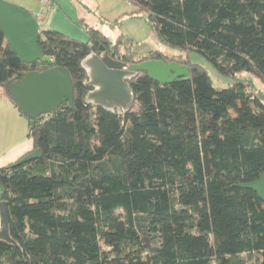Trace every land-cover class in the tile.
Listing matches in <instances>:
<instances>
[{
    "label": "trees",
    "instance_id": "trees-1",
    "mask_svg": "<svg viewBox=\"0 0 264 264\" xmlns=\"http://www.w3.org/2000/svg\"><path fill=\"white\" fill-rule=\"evenodd\" d=\"M161 51L135 62L103 32L41 31L43 58L21 62L0 29V87L27 121L31 150L0 168L14 245L0 264H264V202L240 185L264 173V0H126ZM103 48L126 64L175 62L189 78L138 73L124 114L86 103L81 61ZM193 53L232 80L215 89ZM65 68L72 106L25 117L7 92L19 74ZM39 150L40 157L19 164Z\"/></svg>",
    "mask_w": 264,
    "mask_h": 264
},
{
    "label": "water",
    "instance_id": "water-1",
    "mask_svg": "<svg viewBox=\"0 0 264 264\" xmlns=\"http://www.w3.org/2000/svg\"><path fill=\"white\" fill-rule=\"evenodd\" d=\"M0 29L21 62L32 63L43 58L38 45L39 27L31 12L0 0ZM80 65L87 76L86 85L91 89L86 94V103L119 115L126 113L134 102V95L127 81L138 73H145L161 84L189 78L187 67L175 62L150 60L126 64L112 59L105 51L89 54ZM6 90L21 113L30 119L48 115L62 106H72V81L68 71L61 67L19 74ZM39 157L40 152L36 150L18 163H26ZM240 187L252 190L264 202V173L257 180ZM0 214V240L15 246L8 233L9 216L5 202L0 203Z\"/></svg>",
    "mask_w": 264,
    "mask_h": 264
},
{
    "label": "rangeland",
    "instance_id": "rangeland-1",
    "mask_svg": "<svg viewBox=\"0 0 264 264\" xmlns=\"http://www.w3.org/2000/svg\"><path fill=\"white\" fill-rule=\"evenodd\" d=\"M36 14L35 0H5ZM136 10L126 0H54L53 9L44 15L39 31L55 30L71 39L86 43L89 35L86 26L100 30L112 42H118L119 54L135 62L148 58L152 51H161L165 59H182L186 55L159 44L146 21L145 14ZM189 59L205 69L215 89H225L232 80L222 77L205 60L191 53ZM253 84L264 96V86L256 79Z\"/></svg>",
    "mask_w": 264,
    "mask_h": 264
},
{
    "label": "crops",
    "instance_id": "crops-1",
    "mask_svg": "<svg viewBox=\"0 0 264 264\" xmlns=\"http://www.w3.org/2000/svg\"><path fill=\"white\" fill-rule=\"evenodd\" d=\"M31 147V140L27 136V121L0 87V168L20 159ZM1 195L0 186V199ZM1 224L0 214V229Z\"/></svg>",
    "mask_w": 264,
    "mask_h": 264
},
{
    "label": "built area",
    "instance_id": "built-area-1",
    "mask_svg": "<svg viewBox=\"0 0 264 264\" xmlns=\"http://www.w3.org/2000/svg\"><path fill=\"white\" fill-rule=\"evenodd\" d=\"M38 3L39 11L36 14H32L35 18L38 27L42 24L44 15L53 9L54 0H35Z\"/></svg>",
    "mask_w": 264,
    "mask_h": 264
},
{
    "label": "flooded vegetation",
    "instance_id": "flooded-vegetation-1",
    "mask_svg": "<svg viewBox=\"0 0 264 264\" xmlns=\"http://www.w3.org/2000/svg\"><path fill=\"white\" fill-rule=\"evenodd\" d=\"M102 51H105V52H107L108 53V51H106V50H101V48L99 49V52L97 53V54H100V53H102ZM108 55H109V53H108Z\"/></svg>",
    "mask_w": 264,
    "mask_h": 264
}]
</instances>
